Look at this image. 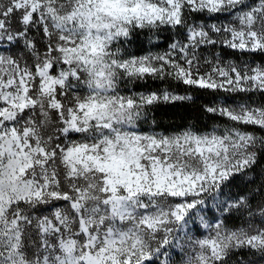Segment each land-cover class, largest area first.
<instances>
[{"label":"snow or ice","instance_id":"obj_1","mask_svg":"<svg viewBox=\"0 0 264 264\" xmlns=\"http://www.w3.org/2000/svg\"><path fill=\"white\" fill-rule=\"evenodd\" d=\"M0 264H264V0H0Z\"/></svg>","mask_w":264,"mask_h":264},{"label":"trees","instance_id":"obj_2","mask_svg":"<svg viewBox=\"0 0 264 264\" xmlns=\"http://www.w3.org/2000/svg\"><path fill=\"white\" fill-rule=\"evenodd\" d=\"M198 95V100L196 105H177L164 106L157 113V118L160 119L164 126H168L169 123L175 122L178 124H183L188 121L195 122L198 126L203 127L204 124L208 123L207 120L203 119L201 113L197 110L199 104L208 103L212 99L209 95L194 94Z\"/></svg>","mask_w":264,"mask_h":264}]
</instances>
